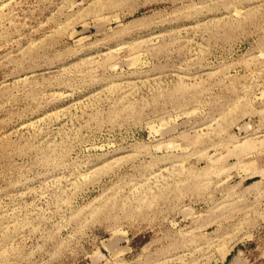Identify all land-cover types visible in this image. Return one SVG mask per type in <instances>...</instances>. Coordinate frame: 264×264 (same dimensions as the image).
Instances as JSON below:
<instances>
[{
  "label": "rangeland",
  "instance_id": "obj_1",
  "mask_svg": "<svg viewBox=\"0 0 264 264\" xmlns=\"http://www.w3.org/2000/svg\"><path fill=\"white\" fill-rule=\"evenodd\" d=\"M0 264H264V0H0Z\"/></svg>",
  "mask_w": 264,
  "mask_h": 264
}]
</instances>
